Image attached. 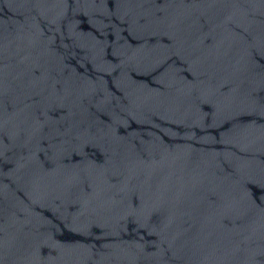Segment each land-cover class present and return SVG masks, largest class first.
I'll return each instance as SVG.
<instances>
[{
    "label": "water",
    "instance_id": "95a60500",
    "mask_svg": "<svg viewBox=\"0 0 264 264\" xmlns=\"http://www.w3.org/2000/svg\"><path fill=\"white\" fill-rule=\"evenodd\" d=\"M0 264H264V0H0Z\"/></svg>",
    "mask_w": 264,
    "mask_h": 264
}]
</instances>
